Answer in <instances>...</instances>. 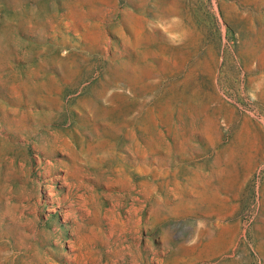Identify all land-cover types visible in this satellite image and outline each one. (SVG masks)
<instances>
[{"label":"rangeland","instance_id":"rangeland-1","mask_svg":"<svg viewBox=\"0 0 264 264\" xmlns=\"http://www.w3.org/2000/svg\"><path fill=\"white\" fill-rule=\"evenodd\" d=\"M263 119L264 0H0V264H264Z\"/></svg>","mask_w":264,"mask_h":264},{"label":"bare ground","instance_id":"bare-ground-1","mask_svg":"<svg viewBox=\"0 0 264 264\" xmlns=\"http://www.w3.org/2000/svg\"><path fill=\"white\" fill-rule=\"evenodd\" d=\"M110 41V40H109ZM108 41V42H109ZM109 46V44H108ZM174 56V55H173ZM137 58V57H136ZM219 70V69H218ZM218 73V72H217ZM217 80V78H216ZM242 80V79H241ZM221 91V90H220ZM226 97V96H225ZM229 98V97H228ZM232 101V100H231ZM235 103V101H234ZM237 104V103H236ZM254 111V110H253ZM259 112V111H258ZM257 112V113H258ZM253 113V112H251ZM255 115V114H254ZM6 116V115H5ZM256 117V116H255ZM178 118L181 120L183 118L182 115H179ZM5 119V118H4ZM264 120V119H263ZM6 121V120H5ZM23 124V123H22ZM4 126V125H3ZM2 129V128H1ZM2 134V133H1ZM4 136V135H3ZM5 138V137H4ZM50 143V142H49ZM52 145V144H51ZM49 150V149H48ZM47 151V150H46ZM51 153V152H50ZM60 159V158H59ZM47 161V160H46ZM45 161V162H46ZM45 165V164H44ZM43 165V166H44ZM262 166V165H261ZM260 167V166H259ZM223 169L220 168L218 170V173H222ZM58 174V173H57ZM48 176V175H47ZM57 179H63L64 176L63 175H57L56 177ZM74 178V176H73ZM215 180V179H214ZM210 181V180H209ZM197 184V183H196ZM198 185V184H197ZM196 186V185H195ZM194 186V189H195ZM200 185H198L199 187ZM105 187V186H104ZM51 187L49 186L48 188V193H47V198H50V202L54 203H61L62 201L66 200L65 196H60V197H55V192H53L51 189ZM69 190V189H68ZM93 191H95L94 189H92ZM111 190V189H110ZM192 190V189H191ZM256 190V189H255ZM195 191V190H194ZM206 191V190H205ZM189 193V192H188ZM193 193V192H191ZM194 194V193H193ZM62 195V194H61ZM79 196H82L79 194ZM68 197V196H67ZM80 200L79 201H73L71 202L67 207L66 205H63L61 207H64V209L62 210V214L64 215V217H68L71 216L72 221L74 222L75 227H80L83 225V221L85 219L88 220H92L93 218H91V209L87 207V205H85L83 202H81L82 197H79ZM173 198V197H172ZM73 200V199H72ZM49 203V202H48ZM96 208V207H94ZM93 208V209H94ZM110 208V207H109ZM114 208V207H113ZM96 213V212H95ZM99 213V211H98ZM97 214V213H96ZM99 215V214H98ZM67 219V218H66ZM96 219V218H95ZM100 220V219H98ZM97 220V221H98ZM96 221V220H95ZM99 222V221H98ZM112 225V224H111ZM74 227V229H75ZM77 229V228H76ZM96 229V228H94ZM87 230V229H86ZM90 230V228H89ZM80 231V229H79ZM90 232V231H89ZM107 234V236L112 237L113 233L111 231H102L101 229H97V231H91L90 234L88 233H84L82 235L77 234V231H72L71 235L72 238L67 240V245H68V249L65 251L64 246L61 245L60 243H58V246L61 247V251H59V255L61 257H63L65 259V262H67L68 264H89L90 262L95 263V260L92 258V255L90 253V250L88 248V243L90 242V240L96 239V240H102L103 236ZM208 234V236H212L211 240H209L208 243H206V247H205V252H213L214 248L220 243V241H222L225 238V232H221L220 236H216L218 237L217 239L214 238L213 236H215V234ZM108 237V238H109ZM108 242V241H107ZM78 244H80L82 247L85 248V250L83 252H80V255H78L76 252L78 250ZM20 249V248H19ZM32 254V253H31ZM18 259V258H16ZM28 259V258H27ZM21 260V259H20ZM26 259H24L25 261ZM28 261V260H27ZM18 263V262H17ZM23 263V262H22ZM179 260L176 259V257L172 258L171 261H169L168 264H178Z\"/></svg>","mask_w":264,"mask_h":264}]
</instances>
